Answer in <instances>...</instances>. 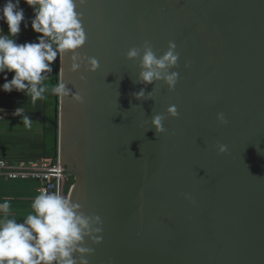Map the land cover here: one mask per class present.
Masks as SVG:
<instances>
[{
	"label": "water",
	"instance_id": "obj_1",
	"mask_svg": "<svg viewBox=\"0 0 264 264\" xmlns=\"http://www.w3.org/2000/svg\"><path fill=\"white\" fill-rule=\"evenodd\" d=\"M76 10L86 39L77 61L57 56L55 85L70 95H55L53 155L74 179L65 198L101 219L83 241L88 264H264V0H85ZM145 42L157 56L175 44L171 91L143 83L140 56L126 58Z\"/></svg>",
	"mask_w": 264,
	"mask_h": 264
},
{
	"label": "clouds",
	"instance_id": "obj_2",
	"mask_svg": "<svg viewBox=\"0 0 264 264\" xmlns=\"http://www.w3.org/2000/svg\"><path fill=\"white\" fill-rule=\"evenodd\" d=\"M21 0H5L0 5V21L7 25V34L0 29V73L4 74V83L0 91L5 93L13 90L30 96L33 103L45 98L46 92H51L61 98L70 95L63 80L56 85H45V73L51 72V64L58 54L74 53L73 61L80 57L75 50L85 42L86 36L81 23V14L76 10L85 0H23L33 10L30 21L31 29L37 33L35 42L19 44L16 37L20 33V24L25 20L24 11L19 7ZM25 27H28L25 24ZM55 45V47H53ZM175 44L169 42L167 51L157 56L150 44H143V54L138 48H131L126 53L127 59L140 56L139 73L143 83L161 80L171 91L178 74L169 72L176 66L178 53ZM88 71L98 68L95 58L87 57ZM79 63L71 64V71L79 69ZM7 73H14L8 80ZM83 77L81 80L83 81ZM137 99L144 96V91L135 93ZM72 99L82 103L79 92L71 94ZM0 109V112H3ZM167 112L172 117L177 116L175 106H170ZM23 107H17L12 115L21 117L20 122L30 126L32 121L24 115ZM164 116L155 115L152 124L157 133L165 129L162 126ZM222 123H227L222 113L218 114ZM226 151L221 145L219 152ZM80 204L72 202L56 192H41L31 202L32 212L22 222L7 218L10 203L5 200L0 203V264H88L85 258L92 252L91 248L82 246L84 238L90 233H100L101 228H93V223L101 224L99 216H86L80 212ZM96 243L99 236L92 237ZM73 253L80 254L79 261Z\"/></svg>",
	"mask_w": 264,
	"mask_h": 264
},
{
	"label": "crops",
	"instance_id": "obj_3",
	"mask_svg": "<svg viewBox=\"0 0 264 264\" xmlns=\"http://www.w3.org/2000/svg\"><path fill=\"white\" fill-rule=\"evenodd\" d=\"M5 0H0L2 5ZM19 7L24 11L25 20L20 24V33L15 38L16 42H35L37 33L31 29L30 21L33 17V10L21 0ZM25 24L28 27H25ZM0 29L7 34V25L1 21ZM53 64V63H52ZM51 64V67H52ZM52 71V68H51ZM14 73H7L10 80ZM46 82L51 77L45 73ZM4 74L0 73V84H3ZM43 99H37L34 103L30 96L13 90L5 93L0 91V158L5 160L40 159L45 154L44 146V117L46 109L43 107ZM23 107L24 115H28L32 121L30 126L20 122L21 117L13 116L12 113L17 107ZM46 139V138H45ZM53 146V139L48 140V147ZM39 181L34 177H7L0 175V203L7 200L10 203V210L7 218H14L22 222L32 212L31 202L38 195ZM2 218V217H0Z\"/></svg>",
	"mask_w": 264,
	"mask_h": 264
},
{
	"label": "built area",
	"instance_id": "obj_4",
	"mask_svg": "<svg viewBox=\"0 0 264 264\" xmlns=\"http://www.w3.org/2000/svg\"><path fill=\"white\" fill-rule=\"evenodd\" d=\"M1 23V21H0ZM0 175L7 177H34L41 192H56L66 197V175L57 155L40 159L5 160L0 158Z\"/></svg>",
	"mask_w": 264,
	"mask_h": 264
},
{
	"label": "trees",
	"instance_id": "obj_5",
	"mask_svg": "<svg viewBox=\"0 0 264 264\" xmlns=\"http://www.w3.org/2000/svg\"><path fill=\"white\" fill-rule=\"evenodd\" d=\"M55 47V45H54ZM57 59L52 64L51 77L49 81L46 82V85L54 86L57 78ZM43 107L46 109L45 117H44V146H45V154L44 157H53L54 147H48V140L54 138V108L56 105L55 94L49 92L45 93V98H43ZM46 138V139H45ZM74 182L73 177L66 176V185L64 186V192H67L70 184Z\"/></svg>",
	"mask_w": 264,
	"mask_h": 264
},
{
	"label": "rangeland",
	"instance_id": "obj_6",
	"mask_svg": "<svg viewBox=\"0 0 264 264\" xmlns=\"http://www.w3.org/2000/svg\"><path fill=\"white\" fill-rule=\"evenodd\" d=\"M53 47H54V45H53Z\"/></svg>",
	"mask_w": 264,
	"mask_h": 264
}]
</instances>
